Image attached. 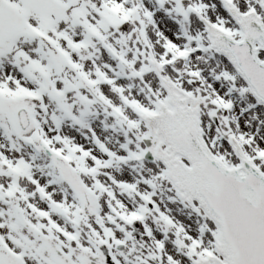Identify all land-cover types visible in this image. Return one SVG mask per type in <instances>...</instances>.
<instances>
[{
	"label": "snow or ice",
	"instance_id": "obj_1",
	"mask_svg": "<svg viewBox=\"0 0 264 264\" xmlns=\"http://www.w3.org/2000/svg\"><path fill=\"white\" fill-rule=\"evenodd\" d=\"M0 264H264V0H0Z\"/></svg>",
	"mask_w": 264,
	"mask_h": 264
}]
</instances>
